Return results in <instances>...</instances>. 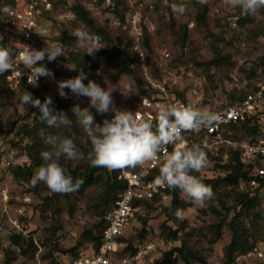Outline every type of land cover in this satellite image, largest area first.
<instances>
[{
  "label": "rangeland",
  "instance_id": "rangeland-1",
  "mask_svg": "<svg viewBox=\"0 0 264 264\" xmlns=\"http://www.w3.org/2000/svg\"><path fill=\"white\" fill-rule=\"evenodd\" d=\"M16 2L19 6L14 9L19 12L31 5V0ZM77 3L91 12L96 23L109 32L115 47L120 48L123 54L122 59L118 55L116 57L117 51L100 41L97 47L101 48L90 56L88 68L83 69L88 74L87 79L96 80L102 86L106 87L105 79L108 80L113 102L119 108L134 112L141 106L143 96L138 84L132 76L122 72L124 61L130 62L135 56L131 66L145 83L144 88L150 87L151 94L156 92L154 83L161 84L166 80L168 91L184 90L189 96L199 95L202 99L199 109L212 110L214 115L215 110L237 103L239 96L256 89L264 81V9L258 17H253L243 15L239 8L228 6L224 0H207L203 4L198 0H168L167 4L164 0H39L38 27L31 47H59L67 58L71 51L85 52L77 45L72 33L77 28L94 33L74 12L73 6ZM7 4L1 0L0 10ZM172 5L186 6L188 11L182 15L174 13ZM204 5L207 6V15L205 20L199 21L198 13ZM8 16L0 11V38L3 40L0 45L7 47L14 56L22 45L25 47V42L20 36L14 37L19 28L16 19L9 20ZM43 29L47 32L43 33ZM216 51L224 58L220 59L221 64H208ZM48 62L45 57L41 63L48 68ZM65 65L74 67L68 60ZM96 65L99 68H95ZM79 70L70 69L72 75L65 78L46 76L36 86L29 85L27 74L21 72L10 78H0V183L8 189L7 199L0 191V264H5L7 258L11 264H68L71 256L66 250L76 246L77 253H80L91 245L83 242L82 234L100 222V185L90 187L83 194H59L43 182L33 186V176L17 178L13 173L17 166H30L35 164L34 158H42L41 152L45 150L42 137L57 131L73 139L80 153L79 159L72 161L61 157L60 163L83 167L89 162L91 141L72 112L73 105L77 103L82 108L88 107L89 99L83 96L76 98L70 89H65L68 95L64 98L58 90V81L75 77ZM125 88L128 89L127 97L120 91ZM26 90L41 102L48 96L58 99L57 108H52L67 113L72 120L71 127L57 130L48 128L44 122L37 123L34 115L39 109L26 105L22 100ZM91 110L100 124L114 115L112 112L102 115L95 108ZM35 127L32 134L30 130ZM251 137L245 129H233L230 139L243 142ZM206 155L207 164L201 175L210 176L212 170L223 174L220 166L225 162V155L222 157L223 153H220L217 157L210 152ZM8 160H12L9 166L6 164ZM39 166H35V171ZM240 191L239 186L222 185L202 205L188 198L182 199L180 194L187 204L183 209V220L166 211L165 208L172 203L170 195L157 202L150 201L149 206L142 204L129 230L128 244L142 252L135 264H155L165 251L181 246L183 242L187 248L202 254L206 264H224V248L232 237L229 223L234 216L233 210L227 214L224 205L233 208L236 194ZM24 193L32 197L30 204L23 205L17 199ZM19 206L24 207L22 215L18 214ZM260 209L264 213V200ZM224 216L226 225L222 228V236L213 243L217 225ZM255 216L259 215L243 213L236 220V225L244 228V236L255 242V248L264 253V236L258 225L261 223H257ZM15 219L19 220L20 229L14 226L12 220ZM174 230H179L176 240L170 238ZM16 232L25 237L19 246L12 242L11 236ZM176 264L184 263L179 259ZM235 264H264V257L238 254Z\"/></svg>",
  "mask_w": 264,
  "mask_h": 264
},
{
  "label": "clouds",
  "instance_id": "clouds-1",
  "mask_svg": "<svg viewBox=\"0 0 264 264\" xmlns=\"http://www.w3.org/2000/svg\"><path fill=\"white\" fill-rule=\"evenodd\" d=\"M164 2L167 4L168 0ZM198 2L203 4L207 0H198ZM224 2L232 8H239L246 16L258 17L260 11L264 9V0H224ZM172 10L181 15L188 11L186 6L177 5H172ZM0 11L9 16L14 15L12 9L7 6ZM72 34L77 40V45L83 47L88 55H94L101 48L97 47L100 38L84 28H77ZM61 55L59 47L47 46L36 49L26 45L13 60L11 51L0 45V75L12 71L14 63L19 66L23 64L36 77L34 80L28 77V83L36 86L41 76L54 75L45 64L41 63L45 57L49 61H54ZM69 68L76 70V67ZM87 76L83 68H80L79 74L75 77L58 81V90L59 95L64 98L68 95L65 89H70L76 98L83 96L89 99L88 107L82 108L77 103L73 105L72 112L91 141L92 149L88 159L93 167H106L109 170L135 168L160 159L158 154L163 153L159 176L156 179L158 185L179 189L182 199L188 198L196 204L202 205L213 197V189L192 174L201 172L206 166V152L200 144L188 146L181 133L211 126L218 120L216 115L208 110L196 108L191 101L188 104L173 102L159 108L158 125L154 130L149 120H144L138 113L119 108L114 104L113 91L108 89L107 79H105L107 85L105 87L96 80L87 79ZM86 79L87 83L84 82ZM120 91L123 96H128V89ZM22 100L26 105L39 109L40 119L48 128L60 130L71 127L70 116L51 107L53 103L51 96L41 102L26 90ZM92 108L102 115L109 112L114 115L111 119L105 118L100 124L96 122ZM42 140L45 146V150L41 152L44 163L36 169L32 177L33 186L43 182L55 193L69 194L78 191L84 183L83 179H76L74 182L72 175L60 163L61 157L72 161L80 158L74 140L59 131L43 136ZM170 144L173 145L171 152L168 151ZM174 214L177 219L185 218L182 209H176Z\"/></svg>",
  "mask_w": 264,
  "mask_h": 264
},
{
  "label": "built area",
  "instance_id": "built-area-1",
  "mask_svg": "<svg viewBox=\"0 0 264 264\" xmlns=\"http://www.w3.org/2000/svg\"><path fill=\"white\" fill-rule=\"evenodd\" d=\"M29 9H23L21 12L17 9H12L14 15L8 16L9 20L16 19L18 28L16 34L25 42V46H32L34 43L33 35L36 32L37 24V10L39 0H31ZM25 7V6H24ZM8 20V22H9ZM6 22V23H8ZM42 27V26H41ZM43 28V27H42ZM9 31V29H8ZM43 33L47 29L41 30ZM42 34V33H41ZM31 42V43H30ZM24 48V47H23ZM19 49L13 56H16L23 49ZM169 56L168 52H165ZM27 74L33 80L36 79L34 73H30L23 64L20 66L13 65V70L9 71L7 77L15 76V73ZM165 83H154L155 88L153 94L143 96L141 106L134 113H138L139 117L144 120H149L153 129L158 125L157 113L161 106L169 103H184L188 104L191 101L196 108L202 104V99L199 95H187L186 98L180 97L175 91H168ZM38 83L40 81L38 80ZM29 84V83H28ZM31 85V84H29ZM212 112V110H208ZM215 115L218 120L211 126L203 127L198 131H183L181 135L188 146L192 144H200L204 151L222 157L225 155V162L229 159V148L238 149L242 156V161L246 165L249 176V187L251 189L264 190V130L261 135L255 138L251 137L249 141H232L233 125L239 122H246L250 124H258L263 129L264 126V81L254 90L245 94L243 99L234 104H229L220 110H215ZM225 148V149H224ZM173 145H168V151L171 152ZM224 150V151H223ZM160 159L150 161L144 166H137L135 168H125L121 171L120 178L126 181V188L119 194V198L108 212L107 224L103 231L102 243L98 249L90 245L89 249L80 252L69 264H135L142 252L129 251L124 252L127 241L124 236L127 235L133 221L136 217V212L140 209L141 203L139 200H151L157 194L162 197H167V185H158L156 183L157 177L154 173L160 170L163 153H159ZM12 160H8L6 164L9 166ZM0 191L7 199L8 189L4 188L0 183ZM23 205L30 204L32 197L28 193H24L17 197ZM18 214L24 213V207L17 208ZM14 226L20 229V222L18 219L12 220ZM247 255H256L257 257H264V253L257 248H254Z\"/></svg>",
  "mask_w": 264,
  "mask_h": 264
},
{
  "label": "trees",
  "instance_id": "trees-1",
  "mask_svg": "<svg viewBox=\"0 0 264 264\" xmlns=\"http://www.w3.org/2000/svg\"><path fill=\"white\" fill-rule=\"evenodd\" d=\"M1 1V0H0ZM7 1V7L14 9L19 6V3L16 2V0H4ZM74 12L76 15L93 31L94 35L98 36L100 38V41L110 45L114 50L117 51L116 57L122 59L123 54L120 50V48L115 47L114 40L112 36L109 34V32L105 29L100 27L96 21L94 20L91 12L84 7L82 4L77 3L73 6ZM207 6H201V10L198 13V19L199 21H203L206 18L207 15ZM13 36V35H12ZM15 38L18 37V34L14 36ZM0 42H3V40L0 38ZM146 44H148V39L145 40ZM22 45L19 49L23 48ZM18 49V50H19ZM82 51H71L69 52V56L61 55L56 58L54 61L48 62V69L51 70V72L54 74L53 76L58 78H65L70 77L72 72H70V69L68 66L65 65V61L68 60L69 63H71L76 68H85L87 69V65L90 62V56L87 53ZM136 57V56H135ZM131 58L130 62L124 61V66L122 69V72L126 75L132 76L135 79L136 84H138L140 94L142 96L150 95L148 89L144 88L145 83L141 78L138 76V73L134 68H132L131 62L136 60V58ZM224 59L222 54L218 51H216L215 57L208 62L210 65H220L221 61L220 59ZM133 62V63H134ZM59 63V65H58ZM203 65V64H202ZM263 65H264V55H263ZM95 68H99V66H95ZM9 72H6L2 75H0V78L7 77V74ZM46 76H41L39 78V81H44ZM175 93L179 95L180 97H187V93H185L184 90H176ZM245 95L239 96V101L243 99ZM232 99L235 101L237 98L235 96H232ZM53 103L51 107L57 108L59 104V100L56 98L52 99ZM237 101V100H236ZM140 108V107H139ZM59 109V108H58ZM60 111V109H59ZM34 119L37 120V123H42L40 119V114L34 115ZM38 127V126H37ZM31 128V133L33 134L36 131V128ZM233 128L235 130L239 129H245L248 134H250L253 138H255L257 135L262 134V128L258 124H250L246 122H239L235 125H233ZM35 164L30 166H17L13 169V173L17 178H26V177H32L35 173V166L41 165L44 163L43 159L40 157L34 158ZM61 165L67 169L68 173H70L73 177V180L75 182L76 179H83L84 183L81 185L78 191H75L79 194H83L87 189L94 185H100L102 188V193L100 194L102 197V210L99 212V216L101 217L100 222L98 224L92 226L91 228L85 230L82 234V240L83 242H89L95 249H98L99 246L102 243L103 238V231L107 224V211L113 207L117 199L119 198V194L126 188L127 184L126 181L122 178H120L121 171L120 169L116 170H109L106 167H93L90 163V161L87 163V165L83 167H72L69 164H65L64 162H61ZM222 170L224 171L223 174L220 173L219 170H212L210 176L203 177L201 175V172H193L192 174H195L198 176L202 182L208 186H210L213 189V192L216 191L219 187L222 185H236L239 186L241 191L236 194L235 197V206L227 207L224 205V208L227 210V214L234 211L233 220L229 223L230 228L232 230V237L229 243L224 248V257L225 261L224 264H235L236 255L241 254L245 255L248 254L250 251H252L255 248V242H251L250 238L245 237L243 234L244 228H239V226L236 225V220L239 219V216H241L243 213L246 212H252L257 219V223L261 228L262 235L264 236V213L263 210L260 209V206L264 200V190L260 189H251L248 185L249 176H248V170H246V165L242 161V156L240 151L237 149H231L230 156L227 163L221 164L220 166ZM160 171V170H159ZM159 171L154 173V177L159 176ZM166 194L172 196V203L169 207L165 208L166 211H168L169 215H172L175 213L176 209H185L187 206L186 202L180 198V191L179 189H172L169 188L166 190ZM162 195L157 194L153 199L151 200H139L138 203L144 204L147 203L149 206V202H157L160 200ZM226 225V216H224L219 224L217 225V229L215 231V238L212 240V242H216L221 236H222V228ZM19 231V230H18ZM178 233L179 230L172 231V236L170 238L178 239ZM130 232L127 233L126 236H124V240L127 241V245L124 249V252H135L137 251L135 247L132 246V244H128ZM12 242L15 245H20L22 240H24V236L21 232H16L12 236ZM82 244V243H81ZM80 244V245H81ZM77 247L74 246L68 250H66L71 257V262L77 255L76 251ZM7 255V254H6ZM182 260L184 264H192L193 262H199L201 264H206L207 260L205 257L198 253L197 251L193 250L192 248H187L186 244L183 242L181 246H175L167 251L164 252L163 256L156 260L155 264H176L178 260ZM68 262V264H69ZM5 264H11L10 259L7 258L5 261Z\"/></svg>",
  "mask_w": 264,
  "mask_h": 264
}]
</instances>
